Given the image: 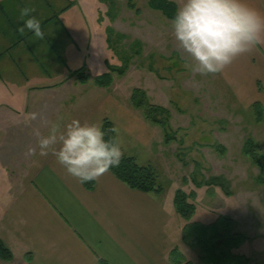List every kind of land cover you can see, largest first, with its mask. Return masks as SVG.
I'll list each match as a JSON object with an SVG mask.
<instances>
[{
    "label": "crops",
    "instance_id": "obj_1",
    "mask_svg": "<svg viewBox=\"0 0 264 264\" xmlns=\"http://www.w3.org/2000/svg\"><path fill=\"white\" fill-rule=\"evenodd\" d=\"M171 1L178 8L183 4ZM88 2L0 0V150L17 155L24 149L26 157L16 182L0 189V240L12 254L0 264H173L169 252L180 243L184 223L179 220L171 230L178 218L173 192L166 198L163 191L131 189L110 171L87 188L51 153L39 155L36 133L47 135L54 122L101 124L108 118L116 140L121 129L146 146L157 127L125 97L118 98L115 76L107 88L89 76L85 83L75 78L86 67L102 72L107 58ZM246 2L264 14V0ZM23 8L40 20L43 39L19 31ZM216 76L239 109L253 111L257 104L264 116V46L237 57ZM30 147L36 155H28Z\"/></svg>",
    "mask_w": 264,
    "mask_h": 264
},
{
    "label": "rangeland",
    "instance_id": "obj_2",
    "mask_svg": "<svg viewBox=\"0 0 264 264\" xmlns=\"http://www.w3.org/2000/svg\"><path fill=\"white\" fill-rule=\"evenodd\" d=\"M148 1L89 0L100 27L98 44L105 45L107 58L102 72L95 67H86L83 72L94 81L95 76L123 66L124 59L129 58L125 73L114 74L118 98L125 97L131 104V89H141L151 103L168 110L169 119L166 130L152 128L149 146L118 129L123 155L135 158L140 165L152 166L166 198L176 188L187 192L195 189L192 221L206 226L217 224L219 231L224 221L231 235L244 238L237 251L248 255L253 264H264V183L258 180L260 168L243 153L245 140L252 138L264 160V116L251 108L245 112L239 109L216 74L202 77L185 68V56L169 19L151 9ZM165 131L174 137L169 143L164 141ZM23 152L13 155L8 148L0 150V189L16 182ZM193 173L198 178L224 177L232 195L226 196L219 187L196 189L190 180L183 183L182 179ZM157 197L163 198L162 194ZM177 217L171 230L183 220ZM191 241L180 240L177 255L189 264H204Z\"/></svg>",
    "mask_w": 264,
    "mask_h": 264
},
{
    "label": "clouds",
    "instance_id": "obj_3",
    "mask_svg": "<svg viewBox=\"0 0 264 264\" xmlns=\"http://www.w3.org/2000/svg\"><path fill=\"white\" fill-rule=\"evenodd\" d=\"M32 11L21 9L19 31L43 39L41 22ZM169 26L185 56V68L202 77L222 73L237 57L264 46V14L246 0H183ZM36 136L39 155L51 153L81 184L119 167L123 159L119 142L106 138L99 122H54L47 135L37 131ZM36 154V148L28 149V155Z\"/></svg>",
    "mask_w": 264,
    "mask_h": 264
},
{
    "label": "trees",
    "instance_id": "obj_4",
    "mask_svg": "<svg viewBox=\"0 0 264 264\" xmlns=\"http://www.w3.org/2000/svg\"><path fill=\"white\" fill-rule=\"evenodd\" d=\"M148 6L153 10L160 11L167 19H170L178 9L177 4L171 0H149ZM128 59V57L124 59L123 66L112 67L110 71L95 76L94 83L99 87H109L112 84L114 74L123 75L125 73ZM73 74L80 83H85L88 80V75L82 69L76 70ZM129 99L135 108L141 110L145 120L166 130L169 112L165 107L151 103L147 93L138 88L131 89ZM258 106L257 104H253L252 108L253 111L261 115V110ZM101 125L106 133V138L116 139L114 125L111 120L104 118ZM173 139V135L165 131L164 141L169 143ZM220 150L221 153H224L223 148ZM243 153L254 165L260 168L258 180L264 183V160L256 152L252 138L245 140ZM110 172L131 189L145 193H160L163 191V187L158 182L156 170L152 166L138 164L133 157L123 155L120 166L111 169ZM188 178L184 177L182 179L183 183L186 184L190 180L196 189L201 186L219 187L226 196L232 195L229 181L222 176H200L198 178L197 173H193ZM92 185L93 181L85 183L87 188H91ZM196 193L195 189L187 192L180 188H176L173 192L175 211L184 221L181 240L185 243L192 240L191 244L198 248L199 258L204 264H249L251 260L249 256L237 251L244 238L240 235H231L224 221L221 220L220 225L223 228L221 231L218 230L217 224L213 223V225L206 226L200 224L198 221H192L196 211V203L194 202ZM177 253L180 254L177 246L173 247L169 252L171 263L189 264V262L184 261L182 255H177ZM11 257V252L0 240V258L9 260Z\"/></svg>",
    "mask_w": 264,
    "mask_h": 264
}]
</instances>
